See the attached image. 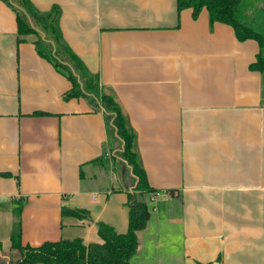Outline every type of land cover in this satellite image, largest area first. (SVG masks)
Wrapping results in <instances>:
<instances>
[{"label":"crops","instance_id":"obj_1","mask_svg":"<svg viewBox=\"0 0 264 264\" xmlns=\"http://www.w3.org/2000/svg\"><path fill=\"white\" fill-rule=\"evenodd\" d=\"M30 1L60 8L64 41L126 114L149 186L174 191L143 196L147 223L128 264H264L258 44L210 25L205 10L177 12L176 0ZM16 38L15 13L0 0L2 254L18 200L22 245L102 243L98 222L124 234L131 176L112 164L102 111L64 100L70 83L37 55L35 36Z\"/></svg>","mask_w":264,"mask_h":264},{"label":"trees","instance_id":"obj_2","mask_svg":"<svg viewBox=\"0 0 264 264\" xmlns=\"http://www.w3.org/2000/svg\"><path fill=\"white\" fill-rule=\"evenodd\" d=\"M1 1L15 13L16 41H25L28 35L35 36L33 45L37 55L70 83L63 99L82 98L93 110L102 111L110 150L113 151L112 164L127 172L133 182L136 180V188L128 194V228L124 234L116 233L101 222L96 224L102 243L84 244L81 239H73L46 241L37 247L22 245L20 215L24 202H14L10 248L8 254L3 255L0 244V264H128L138 249L137 232L146 227L148 217L146 204L137 203L134 193L143 197L158 192L147 182L137 151L136 134L115 94L100 86L98 75L89 72L64 41L58 6L53 5L42 12L30 0ZM176 9L177 12L190 9L193 19L205 10L210 25L226 24L233 29L238 41H255L259 51L250 69L264 71V0H176ZM167 194L174 195V191ZM61 214L88 217L84 210L66 207H62Z\"/></svg>","mask_w":264,"mask_h":264},{"label":"water","instance_id":"obj_3","mask_svg":"<svg viewBox=\"0 0 264 264\" xmlns=\"http://www.w3.org/2000/svg\"><path fill=\"white\" fill-rule=\"evenodd\" d=\"M131 173V170H130ZM131 185L128 187L129 192H133L136 188V180L133 182L132 178H129ZM135 199L137 203L144 204V200L141 194L135 192L134 193Z\"/></svg>","mask_w":264,"mask_h":264},{"label":"built area","instance_id":"obj_4","mask_svg":"<svg viewBox=\"0 0 264 264\" xmlns=\"http://www.w3.org/2000/svg\"><path fill=\"white\" fill-rule=\"evenodd\" d=\"M167 195V193H164V192H156L154 195H152V197H161V196H165Z\"/></svg>","mask_w":264,"mask_h":264},{"label":"rangeland","instance_id":"obj_5","mask_svg":"<svg viewBox=\"0 0 264 264\" xmlns=\"http://www.w3.org/2000/svg\"><path fill=\"white\" fill-rule=\"evenodd\" d=\"M2 252H3V251H2ZM4 253L6 254V252H3V254H4Z\"/></svg>","mask_w":264,"mask_h":264}]
</instances>
